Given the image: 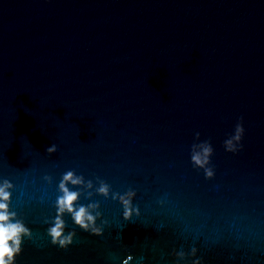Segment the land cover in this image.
<instances>
[{"label": "water", "instance_id": "1", "mask_svg": "<svg viewBox=\"0 0 264 264\" xmlns=\"http://www.w3.org/2000/svg\"><path fill=\"white\" fill-rule=\"evenodd\" d=\"M196 132L212 178L191 164ZM68 170L110 194H81L108 224L95 236L65 214V249L44 221ZM3 179L33 234L15 264H264V0H0ZM128 189L126 221L111 192Z\"/></svg>", "mask_w": 264, "mask_h": 264}, {"label": "clouds", "instance_id": "2", "mask_svg": "<svg viewBox=\"0 0 264 264\" xmlns=\"http://www.w3.org/2000/svg\"><path fill=\"white\" fill-rule=\"evenodd\" d=\"M243 118H238L234 126V131L223 141V147L226 152L236 153L242 148L241 139L244 134L242 125ZM200 133H195V140L190 147V161L194 168L202 169L205 178L214 176V169L211 166L210 157L213 153V147L209 140L199 141ZM57 150L55 144H51L46 148L48 154L54 153ZM44 180L51 183L52 178L45 175ZM96 186L94 188L93 180H86L83 175H77L74 170H68L62 174L58 183V192L54 207L55 216L49 221L45 219V223L49 224L46 229L47 235L50 237V243L57 245L59 248H67L73 243V238L76 235L75 231H68L65 234L66 223L63 219L65 214L70 215L72 221L84 232L91 235L100 236L103 234L104 225L108 224L106 219H101L102 213L99 211V201L90 202L86 205L78 203L81 194L85 198L96 194L107 198L110 194V185L103 179L95 177ZM69 185L76 190H72ZM13 184L8 179L0 181V264H15V257L22 252V244L25 239L31 240L33 234L28 228L23 219L18 217L16 211L10 209L11 191ZM93 190V191H89ZM136 192L133 189H128L123 194L111 192L113 200H119L122 205V217L124 220H130L133 214L139 215V209L132 204ZM163 201H161L162 203ZM100 219V224L96 223ZM196 247H192L187 253L188 256H195ZM174 255L183 260L186 253L183 250L175 251ZM133 257L128 255L122 264H129ZM139 264H143V258ZM178 264V262H177ZM191 264H201L200 258L193 259Z\"/></svg>", "mask_w": 264, "mask_h": 264}]
</instances>
